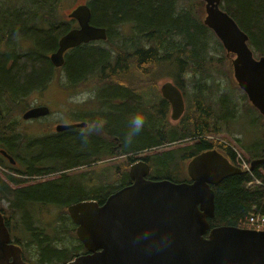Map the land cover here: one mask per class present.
Returning a JSON list of instances; mask_svg holds the SVG:
<instances>
[{"label":"trees","instance_id":"1","mask_svg":"<svg viewBox=\"0 0 264 264\" xmlns=\"http://www.w3.org/2000/svg\"><path fill=\"white\" fill-rule=\"evenodd\" d=\"M56 3L57 0H26L23 4L24 6L20 9L18 8L19 6L9 8L0 6V46L2 42L5 44L3 51L0 49V101H2V106L5 109H8L9 101L6 99L7 97H23V94H29L34 89L42 90L57 71L54 69L49 55L57 50L60 36L70 29L71 23L65 20L66 17L58 14ZM177 4L178 0H92L90 2L92 8L91 23L108 29L109 37L107 40L111 41L115 37L114 30L119 25L133 23L135 24L136 34L152 42V45L149 46L143 42L142 46L141 42L137 46L136 41L138 39L136 41L128 40L127 45L123 44V48L128 50H126V53L125 51L124 53L122 52L128 55V58L123 56L124 58H120L117 63L113 64L111 62L112 51L116 50L118 52L120 50L121 52L122 47L118 46L117 50L115 44L111 45L110 48H105L96 46L93 42L83 43L81 46L65 53L63 70L73 80L77 79L79 81L90 72L95 77V80H99L97 75L99 77L104 76V78L106 77L104 80H107V76L130 75V71L126 67V61L134 63L136 60L139 63V65L136 64V67H142V70L146 72L148 71L146 67L149 68L152 60L156 61L159 59L158 56L165 60L169 55L168 59L170 61H167V64L169 69H171V75H173L174 71L179 70V66L183 67V61H185V65L188 62L191 63L192 68L190 69H192V72L203 71L204 77H209L208 68L218 71V66L221 65L220 62H222L223 58L226 63H229L226 57L216 58L211 53L212 40L214 43L216 41L222 48L223 45L221 41L214 39L213 35L215 36V33L204 24L201 14V11L204 13V10L201 9V5L204 7L203 1L200 0L199 4L190 3L187 9H182L181 11L178 10ZM198 6L200 7V14L196 11ZM222 6L248 34L249 42L254 50L264 55V0H223ZM176 34H182L185 39L181 43L169 41L174 39ZM31 39L33 41L29 51L26 49L18 52V54L15 53V45L20 40L29 43ZM134 45H136L135 49ZM125 59L126 61H124ZM148 60L150 62L146 63ZM213 62L216 64L212 65ZM143 65L146 67H143ZM225 66L227 67L226 64ZM106 84H108V80ZM209 87H211L210 84ZM213 88L214 86L207 91L199 90L202 98L205 95L207 98H213L215 93ZM127 92V90L119 86L109 90L110 95H120L124 98V94ZM222 101L226 100L223 98L217 100L218 109H213L210 105L206 106L202 102V105L208 111V116L206 118L202 116V120H199L196 125L197 131L191 132L187 129L189 132L183 133L180 129H176V132L169 139H196V146L183 149L188 156H194L206 149L217 147L235 162L236 154L232 148L221 140L213 139V141L206 137L211 134L218 135L220 130L212 131L209 128H214L219 123L220 117H225L230 114L232 108L234 109L228 103L223 108L221 106ZM134 107L132 104L127 105L125 101L117 107L118 114L112 116V119H108L106 131L113 136L118 135L121 145L128 146H125L127 150L124 154L151 150L156 152L152 158L153 167L162 168L167 163L168 165L171 164L174 160L175 152L169 147L166 148L167 151L158 150L160 147V143H156L158 136L146 132L145 128L133 138L131 144L125 143V135L130 130V121L127 113ZM252 110L254 109L252 108ZM10 112L11 110H9ZM194 112L195 109L193 108L192 119L195 118ZM259 117L261 119L264 118L262 115H259ZM1 125L0 120V128ZM204 130H207L206 136ZM74 134L77 133L67 131L58 134L47 142L50 146L47 150H44V154L53 155L51 157L56 162L53 169L39 172L36 170V165L31 163L28 165L29 169L33 171V173L30 171L31 176L15 177L9 174L7 177L0 173V189L9 197L10 201L29 210L37 202L65 204L91 196L90 191L83 188V185L78 188L80 186L78 184L79 180L66 186L65 178L58 179L59 176L65 175V172L71 171L72 168L91 162L93 156H96L99 151L101 143L98 135L89 134L85 142L82 137L77 138L78 135L83 136L84 134ZM0 139L12 146L11 150L16 154L19 153L25 156L22 152L14 149L13 141L4 131H0ZM22 141L20 138L18 145ZM263 144L262 141L257 142L249 151L256 156H264L261 154V152L264 153ZM117 153L121 154L123 152L118 151ZM0 162L3 163L2 161ZM121 170L126 171L125 169ZM124 171L120 173L123 179L126 177ZM46 172L54 173V175L57 174L58 176L48 177L42 175L46 174ZM154 172L156 173L155 169ZM252 174L249 172L236 174L213 186L216 194V212L214 218L211 219L212 225H240L250 212L264 215V164L258 165ZM159 175L166 176L167 173ZM111 187L112 185L108 181L105 185H101L98 188L92 187L93 196L96 199L103 200L107 196L104 193L106 194ZM12 207L14 208V204H12ZM32 210H35V208ZM22 220L25 223L23 217ZM62 220L64 221L65 218ZM67 231L71 232L72 228H68ZM43 236L46 240L40 241L34 235L39 245V256H44L47 259L53 256H66L67 250L55 248L54 245L56 247L59 245L54 244L53 239H47L44 234ZM51 243L53 244L52 250H50ZM81 247L83 245H79L76 248L79 249Z\"/></svg>","mask_w":264,"mask_h":264},{"label":"water","instance_id":"2","mask_svg":"<svg viewBox=\"0 0 264 264\" xmlns=\"http://www.w3.org/2000/svg\"><path fill=\"white\" fill-rule=\"evenodd\" d=\"M204 23L213 29L232 59L234 76L249 100L264 115V55L256 58L248 34L221 7L222 0H204ZM80 27L65 33L57 52L51 54L55 66L64 63V52L92 40L106 39L107 28L90 24L88 4L69 15ZM165 90L174 103L175 114L183 107L178 91ZM47 106L28 109L24 117H39ZM84 126L85 124H81ZM59 124L58 130L73 127ZM264 164L254 160L252 167ZM191 182L174 183L165 179L145 181V172L131 175L135 183L112 193L99 204L86 200L70 205L79 224L77 234L87 247L69 264H264V231L243 229L231 224L211 227L215 215V191L224 179L242 173L217 149L205 151L188 164ZM11 252L20 256L19 247L9 244V233L0 214V262Z\"/></svg>","mask_w":264,"mask_h":264},{"label":"flooded vegetation","instance_id":"3","mask_svg":"<svg viewBox=\"0 0 264 264\" xmlns=\"http://www.w3.org/2000/svg\"><path fill=\"white\" fill-rule=\"evenodd\" d=\"M88 1L89 0H85V1L80 2V0H74V2L71 3V5H73V7L76 8L78 5L84 4ZM64 6H65V3H63L60 0H57V3H56L57 8L58 7L61 8ZM63 15H66V12H63ZM65 20L71 23L70 29L73 26L76 27L79 25V23L76 19L71 18L69 16H67L65 18ZM32 41L33 40L31 39L29 41V44L32 43ZM94 42H97V41H94ZM95 45L99 46L97 43ZM79 46H77V47H79ZM77 47H74V48H77ZM101 47H104V46H101ZM74 48H72V49H74ZM72 49H70V50H72ZM158 50L160 51V49H158ZM116 55L117 54L114 52V56H113L114 61L116 59ZM158 57H159V59H157L156 61L152 60L151 64L149 65L150 74L152 73V71H154L156 69H161L162 67H167L169 69L167 62L164 61L163 58H160V56H158ZM149 62H150V60L146 61V63H149ZM183 62H184L183 67L179 66L178 67L179 70L174 71L173 75H171V71L169 74L164 72L162 75H160V74H157L160 70H156L152 73L151 76H146L144 71L140 72V71H137L136 69H134V78L130 77V75H122V76H117V77L116 76L115 77L107 76L108 77V79H107L108 84H106L107 80H104V79H106V77L105 78H104V76L101 77V79H100L101 83L99 84V86L96 87L98 90V100H97L96 104L90 110H86L87 113L84 114L86 118L81 119V120H78L79 119L78 118V119H75L74 122H71V121L67 122V123L71 122L70 124H72V123L85 124L84 126L78 125L76 127L69 128L67 130L70 133L71 132L77 133L74 135H78V134H84L85 130L88 128V126L92 122L103 121V126L101 128L87 134V136L89 134H96L99 136L100 143H101L99 151L96 154V156H93V159L91 162L84 164L81 167H94L96 164H99L101 161L105 160L107 155L110 156L109 159L112 161V165H116V166L122 165L121 157H124V156H126V163L127 164L130 163V165L134 164V166H135V163L139 162V161H143L144 163H148V164L152 163V158L156 154L155 151L142 150L143 152H135L134 151V152H130L129 154H124V152L127 150V148H125V146L126 147H128V146L127 145H121L120 137L118 135L113 136L112 134H110V132L108 133L105 129L107 127L108 119L110 120V118L112 116H114L115 114L116 115L118 114L117 113V107H119L121 104H123L124 101L127 105L132 104L133 106H135L134 109H132L130 112L127 113L129 121H130L131 116L136 114V113H140V114L144 115V117H145L144 128H145L146 132H150V133L158 136L156 139V143H160V145H159L160 147L158 146L159 147L158 149H161L164 147L172 148V147H170L171 145H175L174 147L177 149H184V148L196 146V144H197L196 139H193V140L192 139H186V138H182V139H178V140L169 139L171 137V135L176 132L175 131L176 129H180L181 132H183V133L189 132V130L191 132L197 131L196 125L199 122V120H202V116L204 118H206L208 116V115L204 114V111H206V112H208V111H207V109L203 108V105H202L203 100H202V97L200 98V94H199V85L202 84L201 83L202 78L193 77L192 75L185 76V70H184L185 69V66H184L185 61H183ZM134 64L139 65L138 62H134ZM180 69H182V70H180ZM66 80L70 84L78 82L77 79L73 80V79L69 78L68 76H66ZM168 81H170L169 83L176 85L181 90L183 97H184V100H185L184 109L183 110L181 109L180 111H178V113H177L178 116L176 119H173V113H172V107H173L172 105L173 104H172L171 100L164 95V85L167 84ZM115 86L123 87L125 90L128 91L127 93L124 94L125 98H122L123 96L120 97V96L110 95L109 90L114 88ZM193 108L195 109V112H194L195 118L192 119ZM198 108L200 111L197 110ZM83 111H85V110H83ZM22 119L25 120L26 123H28L29 121H32V123L37 121L36 122L37 124L35 125V127H37V128L40 127V121L37 117L27 118V119L22 117ZM23 120L21 121L22 125H26V124H24ZM27 127L30 128L31 126H27ZM1 128H2V132L4 131L11 138V140L13 141V145L18 143L17 137L15 136L16 134H14L12 136L13 137L12 138L11 137L12 132L7 130V129L15 130L16 129L15 126H11L8 124H2ZM185 129H186V131H185ZM187 129H189V130H187ZM209 129H211V128H209ZM211 130H218V128H215V126H214V129H211ZM67 131H64V132H67ZM206 131L207 130H204L205 136L207 134ZM64 132H62V133H64ZM55 133H57V132L55 131L54 124H51V125L44 127L43 134L38 135V136H32L35 139L30 140L28 145L26 143V146L30 150L26 149L27 152H26V154H24L25 156H23L22 159H20L19 157H15L11 153V150H10L11 146H9L3 139H0V142H2L0 148L5 153L11 155L15 160V163L13 165H11L10 167L5 166L3 163L0 162V173H2L3 175H5L7 177L9 174H11L15 177L31 176L30 171H32V170L29 169V166H28L31 163L36 165V170H38L39 172H43V171L45 172L47 170L53 169L54 165L56 163V162H54L55 160H53L54 158L51 157L53 155L44 154V150H47V148L50 146L49 144H47V142L50 141L53 137L58 135ZM168 133H170V134H168ZM74 137H76V136H74ZM79 137H82V136L78 135L77 138H79ZM18 138L20 139V137H18ZM180 143H182V144H180ZM100 151H103L105 154L103 152H100ZM118 151H121L123 153L118 154L117 153ZM99 153H102V154L100 155ZM39 155H41V157H39ZM1 158L4 160L5 164L8 165L7 161L3 157H1ZM167 165H168V163H167ZM167 165H165L162 168H157L156 166H154V169L157 168V171H158V172H156V174L168 173L170 170L171 164H169L168 166ZM79 168H80V166L72 168V170L79 169ZM136 169L137 168H135L134 173H137ZM18 172H20L22 174H19ZM31 173H33V171ZM42 175L52 177V176H54V173H47L46 172V174H42ZM82 176L85 177V174L83 173ZM128 176H129L128 177L129 179L124 182L125 185L131 183V177H130V175H128ZM39 177H41V176H39ZM148 177L158 178L159 176L148 174ZM83 181H84V179L82 180V183L78 182V184L80 185V186H78V188H81V186L83 185ZM67 185L68 184H66V186ZM72 186H74V184H72ZM0 197H3L4 198L3 200H8L11 203V205L14 204L15 210H17V212L24 218L25 223H26L25 224L26 228L31 229V230L29 229V231H31V233H32V236H31L32 240L30 239L32 242H35L38 244L37 239L34 237V235L40 241L46 240L44 238L43 234L47 237V239H49V236H47L41 230V228L39 226V222H36L39 220L38 209H37L36 205H34V207H33V208H35V210H32L31 208L29 210H27L26 208H23L20 205H16L13 201H10L9 197H7L5 195V193L3 192V190H1V189H0ZM35 213H36V215H35ZM27 217L29 218L28 220L26 219ZM36 223L38 224L37 226H36ZM8 225H9V229H10L12 239L14 240V242L19 243L22 246L23 244H22V241L20 240V238L17 239V235H15L13 233L12 225L11 224H8ZM52 245L53 244L51 243V249L50 250L53 249ZM75 257L76 256H71L69 259H67L68 256H61V257L53 256L50 259H47L44 256H35L34 258H31L29 256H21V259L28 262V264H66L67 261H69L70 259H73ZM0 264H21V263L19 262V260L14 259V257L7 256L6 260L1 261Z\"/></svg>","mask_w":264,"mask_h":264},{"label":"rangeland","instance_id":"4","mask_svg":"<svg viewBox=\"0 0 264 264\" xmlns=\"http://www.w3.org/2000/svg\"><path fill=\"white\" fill-rule=\"evenodd\" d=\"M26 0H13V1H5V2H0V6H4L3 8L6 7H15V6H19L18 8H22L25 3ZM81 1H85V0H80ZM202 1V0H201ZM63 3H65L64 7L61 8H57V12L58 14H60L63 17H67L66 15L69 14L73 9V5H71L72 2H74V0H62ZM200 0H178V10L181 11L182 9H187L188 6L190 5V3H198L199 4ZM66 7V8H65ZM199 9L200 7L198 6V8L196 9L197 13H199ZM201 9L203 10V6L201 5ZM63 12H66V15H63ZM200 14V13H199ZM201 14L203 16V11H201ZM115 33V37L109 41V40H105L103 43L104 46H111V45H116L117 46V50H118V46L122 47V51L120 52V50H118V54L120 56V58H124L123 56H127L126 54H123L124 51L126 53V50L128 49H124L123 48V44H128V40H134L136 41L138 39V41H136V45L138 46L142 41L143 38L140 37L138 34H136V28H135V24L134 27L132 29H127V28H123L121 26H118L117 28H115L114 30ZM185 36H183L182 34H176L174 36V39L169 40V41H176L181 43L185 38ZM214 39H217L216 35L214 36ZM144 42V41H143ZM143 42H142V46H143ZM95 44V42H93ZM138 43V44H137ZM149 46L152 45V42L148 41L147 43ZM165 44V43H164ZM100 45V44H98ZM136 45H134V49L136 48ZM166 45V44H165ZM2 47L5 46V44L2 42ZM29 46H31V43H27V42H23L22 40H20V42L15 45L16 47V52L18 54V52H21L22 50H24L25 48H27ZM102 46V45H101ZM29 48L27 51H29ZM26 51V52H27ZM25 52V53H26ZM123 52V53H122ZM212 54L215 55L216 58H220V57H227V61L229 63H226V60L223 58L222 62H220L221 65L218 66V71L215 69H211L208 68L207 72L209 74V77H204V72L200 71V72H192V65L191 63H187L185 66V76H190L192 75L193 77H200L202 78L201 81V85H199V90L201 91H207L209 90V81L211 80V78H213V80L215 82L218 83L217 86H215L213 88V91L215 92V98L216 101L223 98L226 101H222L221 106L223 108L226 107V104L228 103L230 106L234 107V109L232 108L230 110V114L226 115L225 117H220L219 118V123L217 125H215V128H221V133L219 135H221V137L227 139L230 143H232L233 145H235L236 147L240 148L241 150L244 151V153L249 156V154L244 150V147L239 144V143H243L242 140L245 142V146H250L253 145L257 142H263L264 143V120H261L259 118H257V114L255 112H253L252 110V105L243 99V92L242 90H239V86L237 85L233 74L230 73L228 71V67L229 65H231V57L228 56L226 54V50L222 47L219 46V44L214 43V41L212 40ZM182 56V55H180ZM255 56L259 57L260 53L255 52ZM169 55L167 56V58L164 61H170L169 59ZM182 58V57H181ZM126 61V59L124 60ZM114 62V59H113ZM131 61H126L127 63V68L130 70V77L131 73H133V69L129 68V63ZM136 62V60H135ZM207 64V63H206ZM225 64L227 65V67L225 66ZM194 66V65H193ZM143 67H146L143 65ZM134 69H136L137 71L142 72V67H136V64H134ZM146 69H148V71L144 72L146 74V76H151L152 73L156 70H160L157 74L162 75L164 72L169 74L171 69L169 70L167 67H162L161 69H156L154 71H152V73L150 74L149 72V68L146 67ZM65 71L63 70L62 72H57L56 73V77L53 78L51 80V82L49 83L50 85H52V87L48 90L42 91L43 93H46V95H44L43 97H40V93L41 91H37V95L32 97V94L30 95L29 98L31 103H28L29 106L37 103H41V102H46L48 104L51 105L52 107V113L49 115V117H47L45 120L40 121V126L43 124H47L50 122H57L58 120H61L62 118H64V120H68L71 122H74L75 119L81 120V119H85V113H87L86 110H90L97 102L98 100V90H97V86H99V84L101 83L99 80L101 79L102 76L98 77L99 80H94L93 81V85H92V80L90 79L87 83H81L79 86L73 87V89H68L67 91L62 90L59 86H63V84H66V75L64 73ZM134 78V77H132ZM83 79H80L79 81H82ZM54 86V87H53ZM200 98L202 97L200 91ZM28 96V94L23 95V97H7L6 99L9 101L8 103V109H5L2 106V102L0 101V108H1V124H8L11 126H14L17 124H21L22 125V116L24 118V114H25V110L23 109H19L17 111V117L15 118L14 114H13V109H16V107H20L22 104V100L25 99ZM104 96V95H103ZM120 96V95H119ZM36 97H40L37 99V101H33L34 98ZM122 97V96H120ZM124 98V97H122ZM89 99H93V101L91 103H88L87 101ZM210 99V97H209ZM203 103L206 105L207 103V96L205 95L204 98H202ZM212 105H214L213 109H218L219 106L217 104V102L212 103ZM204 109H206L203 106ZM231 108V107H230ZM235 109L237 110V113L235 114ZM9 110H11V112L9 113ZM85 110V111H83ZM204 114L208 115V112L204 111ZM82 117V118H81ZM33 118V117H32ZM23 125L22 130L21 129H7L9 131H11V137L16 134L15 136L18 138L20 137V132L25 134V136H23L21 139L23 140L22 143L20 145H18L20 143V139H17L16 144L13 145L14 149L18 152H22L23 154H26L27 150L29 149L26 146V143L28 145L30 140H34L35 138L32 137L31 135L35 136L36 134L33 133H29L27 132V129H30L33 132H37L38 128L35 127V125L37 124L35 121L34 123H32V121H29L28 123H26L25 120ZM70 122V123H71ZM27 126H31L30 128ZM214 129V128H211ZM41 130V129H40ZM0 131H2V128H0ZM214 131V130H212ZM13 138V137H12ZM237 139H241L240 141H238ZM1 143L0 142V147H1ZM182 144V143H180ZM175 145H171L170 147L171 150H180L181 149H177L174 147ZM12 147V146H11ZM26 148V149H25ZM168 147H164L158 150H165L167 151ZM11 150V149H10ZM30 150V149H29ZM11 153L16 156L19 157L20 159L23 158V155H20L19 153H15L14 151L11 150ZM122 159V169L127 166V168H129V166L126 163V156L121 157ZM60 158H59V162H60ZM185 164L186 162L180 163L178 165V171L180 172L181 177H186V172H185ZM114 169H116L115 166H112V161H107V162H103L101 164H96L94 167H80L79 169H75V170H71V171H67L64 174L65 175H61L58 177V179H63L66 180L67 184H71L74 183V181L79 180L82 183V180L84 179L82 176V174L84 173L85 175L91 173L92 176H94L96 171H101L103 173H111ZM155 171H157V168H155ZM55 177H57L58 175H54ZM105 178L106 182H110L112 184H116V185H122L123 184V179L120 180V177L115 176V175H109V177H103ZM101 180V179H100ZM100 180L97 178L94 180V183H92V185L90 186H84L85 189L90 191L91 195H94V192L92 191L91 187L92 186H96V184L98 182H100ZM83 190V189H82ZM75 200V199H74ZM40 203V202H38ZM65 203V202H62ZM55 203L54 202H42L39 205L44 206L45 208H51ZM70 204V203H65V204H59V209H58V214L60 216H69L66 212L64 213L65 207ZM33 209V208H32ZM38 210L40 211V209L38 208ZM39 211H38V215H39ZM36 215V213H35ZM45 215H47V212H45ZM27 220L29 219L28 217L26 218ZM37 219V218H36ZM36 222H39L36 221ZM14 225L16 227H19L20 224L17 220H15ZM38 224L36 223V226ZM72 224L69 222H64L61 226V229L58 233V238L60 237L61 240L59 241H55L54 244H57L61 247L67 248V252L69 253L74 252L73 250L75 249V245L79 244L78 241L76 240V238H73L72 234L69 233L67 231L68 228H71ZM62 242V243H60ZM53 246V245H52ZM27 256L34 258L35 256H39V251H38V245L37 244H28L27 248Z\"/></svg>","mask_w":264,"mask_h":264},{"label":"clouds","instance_id":"5","mask_svg":"<svg viewBox=\"0 0 264 264\" xmlns=\"http://www.w3.org/2000/svg\"><path fill=\"white\" fill-rule=\"evenodd\" d=\"M103 126V121H94L92 122L88 128L85 130L84 135L82 136V139L86 142L87 141V134L96 131L99 128ZM130 130L129 132L125 135V143L126 144H131L133 142V138L139 134L144 126H145V117L144 115L140 113H136L131 116L130 122H129Z\"/></svg>","mask_w":264,"mask_h":264},{"label":"bare ground","instance_id":"6","mask_svg":"<svg viewBox=\"0 0 264 264\" xmlns=\"http://www.w3.org/2000/svg\"><path fill=\"white\" fill-rule=\"evenodd\" d=\"M27 7V6H26ZM75 10V8L69 13V14H67V16H69L73 11ZM238 24V23H237ZM240 27V26H239ZM241 28V27H240ZM242 29V28H241ZM243 30V29H242ZM244 31V30H243ZM245 32V31H244ZM246 33V32H245ZM169 36V35H168ZM107 40V39H106ZM90 42H92V41H88V42H84V43H90ZM157 44V43H156ZM158 47V46H157ZM58 51V49L57 50H55V51H53V52H57ZM159 53V52H158ZM160 54V53H159ZM63 57H64V62H65V52H64V54H63ZM64 64V63H63ZM126 75V74H125ZM122 76V75H121ZM24 95V94H23ZM20 98V97H19ZM2 102V101H1ZM23 117V116H22ZM24 118H26V117H24ZM28 118H32V117H28ZM100 118V117H99ZM27 119V118H26ZM74 126L73 127H76V126H78V125H81L80 123H72ZM73 127H70V128H73ZM69 129V128H68ZM107 139V138H106ZM100 152H103V151H100ZM106 152V151H105ZM104 153V152H103ZM100 155L102 154V153H99ZM105 154V153H104ZM14 163H15V160H14ZM260 217H264V215H262V214H260V213H256V215H255V218H260Z\"/></svg>","mask_w":264,"mask_h":264}]
</instances>
